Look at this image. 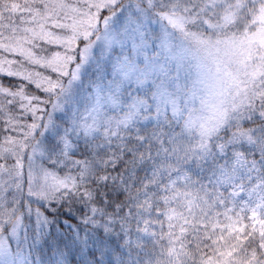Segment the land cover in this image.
<instances>
[{
	"label": "snow or ice",
	"instance_id": "snow-or-ice-1",
	"mask_svg": "<svg viewBox=\"0 0 264 264\" xmlns=\"http://www.w3.org/2000/svg\"><path fill=\"white\" fill-rule=\"evenodd\" d=\"M0 264H264V0H0Z\"/></svg>",
	"mask_w": 264,
	"mask_h": 264
}]
</instances>
